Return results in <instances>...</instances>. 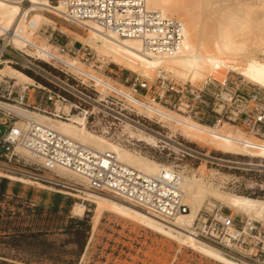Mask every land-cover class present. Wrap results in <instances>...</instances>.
Segmentation results:
<instances>
[{"label":"built area","instance_id":"2783aa9c","mask_svg":"<svg viewBox=\"0 0 264 264\" xmlns=\"http://www.w3.org/2000/svg\"><path fill=\"white\" fill-rule=\"evenodd\" d=\"M43 1L46 2L47 9L63 6L64 10L60 11L59 17L65 21L78 25L90 20L104 30L114 31L120 37H139L144 47L154 53L173 54L178 51L182 42L181 22L174 17L162 15L157 10L148 9L145 0ZM19 2L29 5L28 0ZM52 35L53 31L48 35V40ZM64 50L74 53L75 49L71 46L61 47V51ZM100 60L109 63L104 56H100ZM5 64L24 73L29 72L30 76L40 81L31 77L36 83L29 84L19 82L15 77L0 75L2 170L78 192L77 186L82 185L73 186L66 183L69 181L67 178L57 176L56 169L65 168L81 176L89 191L115 196L163 220H174L189 211L180 187V172L183 170L179 165L171 164L169 168L160 169L154 174L145 173L121 163L112 151L94 149L45 122L18 111L26 110L51 119L69 121V115L63 111L54 113L55 103L61 98L69 103L70 112L84 118L88 130L126 145L129 139L123 137L125 133H122L121 127L125 120L135 121L125 113L129 107H135L128 94L130 93L139 104L145 102L138 96L142 91H149L152 86L145 76L136 73L135 76L125 77L117 84L104 80L107 82L102 87L88 71L71 72L61 66L55 67L49 61L21 51L10 42L5 43V39L0 37V67ZM50 67L57 68V74H54ZM155 77L159 79V93L152 97L151 101L154 104L167 102V96L176 93L175 109L178 112H174H180L181 115L184 113V116L197 121L193 118L198 113V108L201 109L207 104L202 98L203 90L200 89L197 93L189 91L188 95L192 96V99L183 100L182 93L179 95L180 91L174 88V84L170 81L166 83L167 75L164 71H159ZM213 81L218 85V92L213 96L216 100L214 104L219 107L213 124L225 122L232 127L241 124L246 135L264 138V88L250 81L245 82L244 78L226 77L223 80L206 77L203 86L213 84ZM99 87L104 88L103 93ZM154 115L160 120L159 114ZM164 120L176 123V120ZM146 128L162 135L159 131ZM172 138L178 145L177 152L182 153L181 157L186 155L194 159L203 154L196 148L182 143L176 136ZM207 162L216 163L211 160ZM226 162L234 164H223L230 168L240 169L239 165H247L249 167L245 169L250 172L264 173L263 166L253 163ZM41 171L53 173V178L45 177ZM214 183L219 184L222 190L244 193L240 189L241 184L232 176ZM191 234L218 247L225 256L233 260L246 264H264V215L258 218L250 217L221 201L206 200L197 211Z\"/></svg>","mask_w":264,"mask_h":264},{"label":"rangeland","instance_id":"374dc122","mask_svg":"<svg viewBox=\"0 0 264 264\" xmlns=\"http://www.w3.org/2000/svg\"><path fill=\"white\" fill-rule=\"evenodd\" d=\"M36 14L41 15L42 19L37 21V25L32 28L30 35H33L24 34L21 40L11 44H17L18 47H21L19 49L25 53L49 61L55 67L61 66L71 72L88 71L102 87L107 82L104 80H108L107 83L117 84L121 83L125 77L135 76L136 73L145 76L152 86L149 91H142L138 96L147 103L143 102L141 105L130 93L128 94V98L135 105V107H129L125 112L131 119L152 130L161 132L164 136H176V139L182 141V143L196 148L203 154L208 153L215 158L222 157L230 162L264 163L263 158L222 153L209 145H204L202 142L181 135V125L179 126L178 122L182 121L186 114L182 113L180 115L183 117H180L177 115L180 112H174L177 111L175 109L177 94L168 95L167 102H161L160 104H154L151 101V98L159 93V79L155 77L157 71L154 70V72L148 74L134 72L123 64H117L100 51L99 44L90 38V33L84 26L65 21L58 15L45 10L31 12L29 19ZM170 17L180 19L179 14L176 13ZM52 31V38L48 40V35ZM64 46L67 48L73 47L75 49L73 50L74 53L66 50L61 51V47ZM88 52L90 53L87 55ZM100 56H104L109 63L101 61ZM245 60L244 58L231 62L232 60L225 59L228 67L218 68L216 71L218 73L214 70H211L212 72L206 71L200 78H195L192 73L189 74L184 71L164 70V68H162V71L167 75L166 83L168 81L173 83L174 88L180 91L179 95L182 93L183 100L190 101L192 99V96L188 95L189 91L197 93L200 89L203 90L204 97L202 98L207 104L201 109L198 108V113L193 119L197 120L198 122L195 121L197 123L207 125L213 124L219 107L214 104L216 100L213 97L218 92L217 82L213 81V84L203 86L206 77L219 80H223L225 77L228 79H243L244 77L240 74L231 71V68L233 66L240 67ZM7 66L10 65H4L0 73L13 76L21 82L34 83L32 79L34 77L30 74L27 75L23 72L30 78L32 77V81L20 79L12 74V70ZM51 67V71L57 74V68L53 69ZM14 69L20 71L17 68ZM247 81L249 80L245 79V82ZM99 90L101 93L104 92V88L99 87ZM156 101L158 102V100ZM141 106L143 107L141 108ZM150 109H154L155 113L160 116L164 114V117L160 120L156 115L150 117L148 115ZM165 118L176 120V123L164 120ZM127 127L125 123L121 127L132 137V139L128 138V135L122 130V133H125L123 137L129 139L126 145L109 141L158 163L177 164L183 170V175L190 177L194 175L207 184H214L213 186H219V184L214 183L215 181L232 176L237 180V183L241 184L240 189L244 191V193L234 192V194L264 199V173L250 172L245 169L247 165H239V167L241 166L240 169L230 168L224 165L230 166L231 163H221V161L207 159L202 155L194 159L186 155L181 157L182 153L177 152L172 145L158 141L157 144H154L149 142L141 131ZM228 128L233 132L243 131L242 134L248 140H264V138L254 137L251 134L246 135L241 124L233 128H240L242 131ZM118 130L120 131V129ZM87 131L91 132L90 130ZM96 135L101 136L100 134ZM255 151L251 150L252 153H255ZM206 159L216 163L207 162ZM41 174L53 178V173L41 171ZM57 176L59 175L57 174ZM64 178L69 180L68 177ZM1 182H5V184L3 189L0 188V264H228L198 250L191 244L181 242L167 233L142 224V222L109 207H104L99 211L97 204L82 193L0 170ZM55 195H61L64 198L65 205L63 207H53L51 205ZM210 199L215 198H206V200ZM76 204H83V211L78 212ZM233 209L248 215L244 211ZM230 260L245 264L233 259Z\"/></svg>","mask_w":264,"mask_h":264},{"label":"bare ground","instance_id":"6f19581e","mask_svg":"<svg viewBox=\"0 0 264 264\" xmlns=\"http://www.w3.org/2000/svg\"><path fill=\"white\" fill-rule=\"evenodd\" d=\"M28 2L29 5H22L19 0H0V36L5 39V43H15L21 40L24 34H31L32 28L37 25L36 22L42 19L39 14L29 19L31 12L45 10L61 16L60 11L64 10V7L60 5L54 9L49 8L55 13L51 12L47 9V4L43 0H28ZM145 4L148 9L157 10L168 17L174 13L179 14V21L183 27V38L177 52L173 54L154 53L144 47L141 38L120 37L114 31L104 30L90 20H85L78 23V25L80 24L88 30L90 38L99 44L100 51L109 56L115 63L123 64L134 72L148 74L155 70L158 74L164 68V70L172 69L192 73L195 78H200L206 71L214 70L216 72L218 68L225 67V59L233 62L245 58L246 60L243 65L241 64L242 66H233L231 71L264 88V0H145ZM47 43L49 42L47 41ZM12 45L18 49L21 48L17 44ZM3 67H0V72H2L3 69L1 68ZM7 67L12 70V72L8 70L9 72L20 79L32 81L23 72L11 66ZM0 75L8 74L0 73ZM17 81L19 80L17 79ZM34 83L36 82L34 81ZM18 111L28 117H35L61 133L94 149L112 151L121 163L135 167L145 173L154 174L160 169L170 167L115 144L104 138L105 136L101 137L102 135L99 136L87 131L84 118L79 117L81 115L77 113L70 112L69 103L61 98H58L55 103L54 113L63 111L66 115H69V121L51 119L26 110L18 109ZM155 112L154 109H150L148 115L152 117ZM177 115L183 117L180 114ZM162 117H164V114H161ZM183 118L182 121L178 122V125H181V135L186 136V138L202 142L204 145H209L222 153L264 159V140H248L242 134L243 131L240 128H233L225 122H216L212 127L208 126L209 124L203 125L189 120L187 116ZM225 125L242 132H233ZM125 126L132 130L141 131L149 142L157 144L159 140L172 145L175 149L178 148V145L174 142L175 140H172V136H164L153 132L138 121L125 120ZM123 132L128 135V138L132 139L125 129H123ZM251 150L256 151L252 153ZM202 156L207 159L215 158L208 153L202 154ZM215 159L221 161V163L226 162L222 157ZM233 163L237 162L233 161ZM253 165L264 167V163L256 162ZM0 170L5 172L1 168ZM56 172L62 178L68 177L70 182L67 181L66 183L73 186L82 185L77 186L78 193L92 199L97 204L99 211L104 207H109L142 222V224L167 233L181 242L191 244L198 250L228 264L239 263L231 261V258L228 259L229 257L227 258L222 254L223 252L214 245L191 234L192 225L201 204L207 197H213L237 210L244 211L250 217H262L264 215V199L229 193L221 190L219 186H213L212 183L207 184L194 175L190 177L180 172V187L183 190L184 201L189 206V211L177 216L174 220L166 221L115 196L89 191L85 180L68 169L57 168ZM83 209V204H76L78 212L83 211Z\"/></svg>","mask_w":264,"mask_h":264},{"label":"crops","instance_id":"0c3cea01","mask_svg":"<svg viewBox=\"0 0 264 264\" xmlns=\"http://www.w3.org/2000/svg\"><path fill=\"white\" fill-rule=\"evenodd\" d=\"M5 55L7 56L8 53L6 52ZM27 76V75H26ZM28 77V76H27ZM30 78V77H29ZM31 79V78H30ZM53 207H63L65 205L64 198L61 195H55L53 201L51 203Z\"/></svg>","mask_w":264,"mask_h":264},{"label":"trees","instance_id":"16d2710c","mask_svg":"<svg viewBox=\"0 0 264 264\" xmlns=\"http://www.w3.org/2000/svg\"><path fill=\"white\" fill-rule=\"evenodd\" d=\"M28 74H30V73L27 72V75H28ZM25 75H26V74H25ZM28 77H29V76H28ZM4 184H5V182H1V183H0V188H1V189H3Z\"/></svg>","mask_w":264,"mask_h":264}]
</instances>
